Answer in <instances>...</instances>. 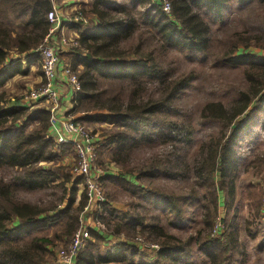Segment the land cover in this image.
<instances>
[{
    "label": "trees",
    "instance_id": "1",
    "mask_svg": "<svg viewBox=\"0 0 264 264\" xmlns=\"http://www.w3.org/2000/svg\"><path fill=\"white\" fill-rule=\"evenodd\" d=\"M169 1V14L153 0L91 1L89 12L95 14L97 24H89L85 29H81L78 22L72 24L79 31L78 41L83 51L71 48L68 54L72 56L68 58L72 70L81 66L78 74L80 90L74 94L68 113L82 112L83 117L77 120L111 125L105 142L97 150V157L103 150L113 148L112 160L121 165V169L115 176L102 177L103 184L108 183L114 190L129 192L139 199H153V203H161L165 210L179 216L183 201L192 200L193 194L159 193L144 187L161 175H183L184 168L181 173L180 169L170 171L163 161L167 160L172 166L171 156L132 162L129 155L155 138L166 137L173 143L191 140L190 128L182 122L169 120L168 112L176 110L175 98L197 79V73L192 70L167 80L168 68L157 62V54L175 49L183 51L190 60L195 57L206 59L212 54L209 51L212 36L219 35L221 30L228 31L225 28L233 16L249 9L254 12L264 6V0ZM51 8V0H0V170L11 172L9 179L0 176V264H45L46 245L61 238L69 240L79 226V215L87 201L85 191H82L75 204L78 185L83 182L81 177L62 171L61 166L41 164L54 163L58 158L49 136V111L21 105L7 106V96L2 90L6 81L17 74H25L26 68L39 60V55L33 51L48 32L50 24L46 14ZM253 20L244 22L242 31L229 34L230 41L218 39L227 50L215 61L248 64L247 73L253 76L248 80L247 90L239 91L238 97L228 105L222 102L207 105L213 120L223 126V132L211 145L209 141L208 147L200 149V157L192 168L195 185L204 188L202 226L197 236L184 239L168 232L157 235L156 225L150 224L157 236L155 239L158 238L153 243L159 250L154 258L147 260L138 246L129 241L137 227H147L143 213L133 209V212L116 214L108 206V215L100 217L108 234H123L127 239L114 241L101 249L106 235L94 231L85 247L78 251L75 264H181L190 255L193 242L196 251L204 255L201 264H246V252L240 248L237 237L240 209L233 203L238 162L235 146L247 121L264 105V57L235 52L239 47L247 49L251 45L264 48V38L257 33L260 18ZM133 38L135 43L126 48L122 46ZM11 52L25 55L26 68L19 58L9 56ZM153 84L163 87L162 94L152 96L150 87ZM117 97L120 104L113 102ZM91 110L100 112L91 114ZM59 147L62 154L72 149L69 144ZM253 165L262 170L263 156L256 155L247 168ZM216 174L218 185L214 179ZM126 175H133L136 183L128 180ZM51 185L63 187L62 196L51 207L38 208L21 196ZM219 190L227 198L222 218L225 227L219 236L213 237L211 230ZM242 191L241 197L247 199L251 211L259 213L264 204L261 190L245 185ZM14 219L18 224H13ZM54 224L61 226L53 238L30 236Z\"/></svg>",
    "mask_w": 264,
    "mask_h": 264
},
{
    "label": "rangeland",
    "instance_id": "2",
    "mask_svg": "<svg viewBox=\"0 0 264 264\" xmlns=\"http://www.w3.org/2000/svg\"><path fill=\"white\" fill-rule=\"evenodd\" d=\"M92 0L87 1L88 5L82 4L77 7L76 11L82 13L85 17L86 22H79L83 24L84 27H88L89 24H92L90 21V3ZM116 2H124L127 0H114ZM110 5V4H108ZM111 6V5H110ZM237 16V17H236ZM232 17L231 22L227 25L228 31L221 30L219 35H213L211 38V46L209 51L212 53L206 59L195 57L193 60L188 59L183 51L179 50H164L160 51L157 54V62L166 66L167 71V80L171 78H176L181 75H185L190 71L194 70L197 73V79H195L191 85L186 87L181 91L177 98H175L173 104L176 107V110L168 112L169 120L182 122L186 124L191 130V140H182L177 143L169 142V138L153 139L146 146H142L141 149H136L129 153L130 159L135 161H143L147 159H163L165 156H171L173 163L172 166L168 165V161H163L164 165L170 171L184 168V174L182 175H173L172 177L168 175L160 176L152 181L150 184L146 183L145 187L147 190L151 189L155 192H163L168 194H193L192 200L188 199L183 201L184 204L181 205L182 214L176 216L174 213H171L170 210H165L161 203H153V199H139L136 195H132L129 192L123 190H114L108 183L105 185L102 183L105 198L107 200V206L110 207L109 203L117 202L119 204L118 209L113 208L116 214H121L122 212H133V209L138 210L140 213H143L145 216V223L147 227H137L135 233L132 234V239H129L131 243H136L135 238L141 237L146 244L153 243L157 241L155 239L156 234L153 233V228L150 224L156 225L154 231L156 230L157 235H161L162 232H168L176 236H181L186 239L188 236H197L198 230L202 226V217H203V201L202 196L204 194V188L197 187L194 183L192 177V168H194V163L199 159L200 149L208 147L207 142H214V140L221 135L223 132V126L217 120H213L212 113L210 109L207 108V105L211 102H222L225 105H228L230 102L235 100L238 97V92L247 90L248 80L250 75L247 73L246 68L249 67L248 64L243 65H230L224 64L221 61H215V58L222 55L224 50L227 48L218 41V39L224 38L225 41H230L229 34L232 32L242 31L244 28V22L247 20L254 21L256 17L260 18V21L257 23L258 31L264 38V6L257 8L254 12L250 9L248 12H245L241 15H236ZM204 20L209 21L208 17L203 16ZM256 21V20H255ZM243 23V24H242ZM214 29V27H213ZM251 29H249V32ZM57 34L56 36H58ZM69 36L68 34H65ZM145 37H148L145 33ZM70 37V36H69ZM133 40L126 41L122 44L124 48L130 46ZM135 43V42H134ZM248 52L256 57H264V48H260L254 45H251L247 49H239L235 54H242ZM12 59H17L22 61L24 68L26 63L24 60V54L18 55L14 52H11L9 55ZM39 57V56H38ZM220 59V58H219ZM68 62V61H67ZM71 65V64H70ZM81 70V66L77 67L76 70H73L77 75ZM41 74V81L35 83L34 77ZM16 81L9 83L7 87H2V90L6 93L7 103L16 102L14 96L20 97V99L26 95V93L43 82V74L41 68L40 57L39 60L34 62L26 68L25 77H17ZM100 83L105 86L106 83L100 81ZM150 87L152 96H158L162 94L163 87L157 86ZM122 95H120L121 97ZM20 99L18 102H20ZM114 103L120 104L118 97L113 101ZM20 105V103H19ZM33 108H43V105ZM32 109V107H31ZM100 111L91 110V114L99 113ZM85 127L93 132L96 137L102 139L100 144L102 145L104 137L108 134L111 129V125L104 122H98L94 120H79ZM99 144V147H100ZM98 147V148H99ZM97 148V150H98ZM60 147L56 149L54 145V150L58 153V158L54 163H41L44 166H61L62 171L71 173L70 162L67 158H71L72 161L75 158L74 151L71 149L69 153H60ZM237 154V172L235 176V192L236 198L234 199V205L237 204L240 211L237 216V232H238V242L240 248L246 252L247 261L246 264H264V204L262 210L259 213L251 211V208L248 207L249 202L244 197H241L242 187L245 185H251L255 189H260L263 196V183H264V167L260 170L258 165L248 166L247 165L254 159L256 155H262L264 158V105L261 108H258L252 115L251 119L247 121V127L240 133L238 140L236 141L235 146ZM112 149H105L101 152V155L97 157L96 165L98 167L106 169L110 166L112 160ZM114 165L121 169V165L114 162ZM191 170V171H190ZM11 172L6 170H0V176L9 179ZM134 178L133 175H130ZM75 177V176H73ZM215 181L218 185L219 177L218 174L215 175ZM84 191L83 182L78 185L76 202L80 197L81 192ZM63 187L57 185H51L43 190L36 191L31 194L21 195L25 199L29 200L32 204L38 208H48L57 203V199L62 196ZM226 197L221 190H219V200L217 201V213L214 220V224L220 221L221 229L224 230V223L222 218L225 213V202ZM140 205V206H139ZM106 208L107 210L109 209ZM44 215V214H43ZM90 217H97L96 213L88 214ZM107 216V212L103 216ZM101 216H98L100 219ZM13 224H18L16 219L13 220ZM104 224V223H103ZM61 225L54 224L47 229L41 231H36L30 234V236H48L53 238V234L58 233ZM95 228V227H94ZM101 233L106 235V240L102 243L103 248H107L114 241H123L126 240L123 234L121 235H109L104 224L100 229ZM93 229H89L90 237L81 249L85 247L87 242L92 238ZM223 232V231H222ZM212 233V230H211ZM212 236V235H211ZM219 236L215 234L213 237ZM72 237V236H71ZM67 241L66 238H61L55 240L52 244L46 245V251H44V257L46 258L45 264H59L57 258V252L65 248L70 240ZM194 237V238H195ZM128 241V240H127ZM136 245H138L136 243ZM139 246V245H138ZM194 242L191 244V253L188 257H185L184 261L181 264H201V261L204 258L201 252L196 251L194 247ZM144 247V246H141ZM80 249V250H81ZM138 249L146 256L145 258L151 260L154 258L155 253H153L149 246L145 248ZM79 250V251H80Z\"/></svg>",
    "mask_w": 264,
    "mask_h": 264
},
{
    "label": "built area",
    "instance_id": "3",
    "mask_svg": "<svg viewBox=\"0 0 264 264\" xmlns=\"http://www.w3.org/2000/svg\"><path fill=\"white\" fill-rule=\"evenodd\" d=\"M153 1L159 2L166 14L170 13L171 4L169 0ZM51 2L52 8L46 14V18L50 24L48 32L42 43L33 51L34 54L40 57L43 82L39 86L30 89L20 99L19 103L21 106L29 108L43 105L44 109L49 111V136L53 140L56 149L63 144H69L74 151L75 158L72 161L71 173L73 176L83 179L87 201L79 215L78 228L74 231L69 244L57 252V258L59 264H75L78 251L90 237L89 229L101 232L100 229L104 226L98 216L105 214L106 208H108L101 182V178L108 172V167L104 169L96 165L97 148L102 139L100 140V138L96 137L93 132L89 131L73 115H60L58 112L60 93L57 90L56 81L60 66L65 83L72 94L74 95L80 90V82L77 75L72 70L70 64L63 63L60 54L62 51L70 50L71 48H78L80 50L82 48L80 47L78 36L69 37L64 33H60L55 38L57 30L60 28L61 17L56 6V0H51ZM70 21L85 23L86 19L81 12L75 10ZM93 213H96L97 217L94 218L88 215ZM220 227V221L213 225L212 236L222 233L223 229L220 231ZM135 241L139 245L136 246L140 249L149 246V249L153 253L159 250L157 244L150 243L148 245L141 237H136Z\"/></svg>",
    "mask_w": 264,
    "mask_h": 264
},
{
    "label": "crops",
    "instance_id": "4",
    "mask_svg": "<svg viewBox=\"0 0 264 264\" xmlns=\"http://www.w3.org/2000/svg\"><path fill=\"white\" fill-rule=\"evenodd\" d=\"M89 0H56V6L59 12V15L61 17V24H60V28L57 30V34L60 33H64V34H68L70 37L72 36H79V31L72 27V24L74 23L73 21H70L71 17L73 16L75 10L77 9V7H79L80 5H82L83 3L88 5ZM125 2H128L125 1ZM90 21L92 22L93 26H95L97 24V19L95 14L90 12ZM79 24V27L82 29H85L86 27H84L83 24H80L79 22L76 23ZM55 35V38L57 37ZM69 54V50H64L61 52L60 54V58L62 59L63 63H70V60H68V58L72 57ZM68 56V57H67ZM26 57H24L25 59ZM22 59V60H24ZM68 61V62H67ZM80 67V66H79ZM19 77H25V74L23 75H15L12 78H10L8 81H6V83L3 85V87H7L9 85V83L16 81L15 79ZM41 74L37 75L36 78L34 77V82L35 83H39L41 81ZM56 87L58 92L60 93V107L58 109V112L60 113V115H67L69 114V110L72 108V99H73V94L71 92V90L68 89V86L65 83L64 80V76L62 75L61 72V66L60 69L58 71V79L56 81ZM9 105H19V102L16 101H12V102H8ZM73 117L76 119L78 117H83V113L82 112H75L73 114ZM85 121V120H83ZM68 162H70V166L72 165V159L71 158H67ZM120 172V168L114 165V162H110V166H108V172L106 173V175L109 176H115ZM126 178L128 180H130L132 183H136L135 179L130 176V175H126ZM110 208H116L118 209L119 204L117 202H111L109 203Z\"/></svg>",
    "mask_w": 264,
    "mask_h": 264
}]
</instances>
